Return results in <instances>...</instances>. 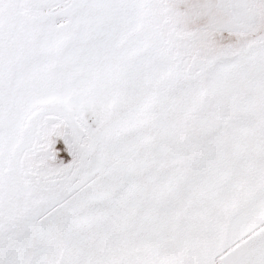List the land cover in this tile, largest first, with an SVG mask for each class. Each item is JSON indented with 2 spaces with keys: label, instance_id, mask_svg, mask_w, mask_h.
I'll use <instances>...</instances> for the list:
<instances>
[{
  "label": "snow or ice",
  "instance_id": "1",
  "mask_svg": "<svg viewBox=\"0 0 264 264\" xmlns=\"http://www.w3.org/2000/svg\"><path fill=\"white\" fill-rule=\"evenodd\" d=\"M0 264H264V0H0Z\"/></svg>",
  "mask_w": 264,
  "mask_h": 264
}]
</instances>
